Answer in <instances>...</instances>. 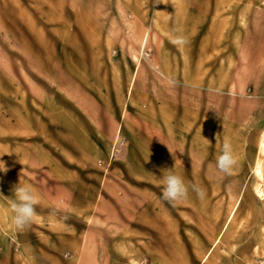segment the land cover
<instances>
[{"label": "rangeland", "instance_id": "rangeland-1", "mask_svg": "<svg viewBox=\"0 0 264 264\" xmlns=\"http://www.w3.org/2000/svg\"><path fill=\"white\" fill-rule=\"evenodd\" d=\"M257 72L264 0H0V264H264Z\"/></svg>", "mask_w": 264, "mask_h": 264}, {"label": "clouds", "instance_id": "clouds-1", "mask_svg": "<svg viewBox=\"0 0 264 264\" xmlns=\"http://www.w3.org/2000/svg\"><path fill=\"white\" fill-rule=\"evenodd\" d=\"M155 2L160 3V0H155ZM171 43L175 46H184L188 41L182 35H174ZM208 91L212 92L214 90L209 88ZM236 163L237 160L233 154L232 145L225 140L221 148V154L216 158V167L219 171L230 174ZM0 171L7 172L3 162L0 163ZM161 173L163 200L175 205L187 199L190 191L194 192L198 198H204V190L196 184L187 183L181 175L174 171V168L161 169ZM13 193L10 203L11 210L14 213L13 223L18 230L23 231L31 224L36 215L35 205L37 204V199L29 187L20 183L13 188Z\"/></svg>", "mask_w": 264, "mask_h": 264}, {"label": "crops", "instance_id": "crops-1", "mask_svg": "<svg viewBox=\"0 0 264 264\" xmlns=\"http://www.w3.org/2000/svg\"><path fill=\"white\" fill-rule=\"evenodd\" d=\"M256 66H257V64H256ZM254 76H256V77L264 76V73L257 72L254 74ZM261 81H263V80H261ZM195 83H198V81H196ZM253 96L257 99H264V94L260 93V92H257L255 95L253 94Z\"/></svg>", "mask_w": 264, "mask_h": 264}]
</instances>
